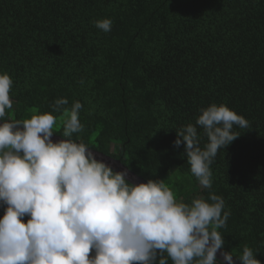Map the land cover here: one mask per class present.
Here are the masks:
<instances>
[{
  "label": "trees",
  "instance_id": "1",
  "mask_svg": "<svg viewBox=\"0 0 264 264\" xmlns=\"http://www.w3.org/2000/svg\"><path fill=\"white\" fill-rule=\"evenodd\" d=\"M106 18L109 32L93 23ZM3 73L13 81L4 119L50 112L62 137L51 105L80 101L84 130L71 139L145 182L163 179L178 201L222 197V249L238 260L247 246L264 264V0H0ZM211 104L249 127H233L205 189L173 141Z\"/></svg>",
  "mask_w": 264,
  "mask_h": 264
},
{
  "label": "clouds",
  "instance_id": "2",
  "mask_svg": "<svg viewBox=\"0 0 264 264\" xmlns=\"http://www.w3.org/2000/svg\"><path fill=\"white\" fill-rule=\"evenodd\" d=\"M111 30V19L93 22ZM84 83L83 79L80 81ZM12 78L0 74V264H217L230 212L216 194L178 201L163 179L129 182L89 146L71 139L84 130L80 101L51 105L59 113L63 138L53 142L57 116L32 114L4 119L12 109ZM195 125L176 130L173 145L183 144L191 174L212 187L210 165L221 148L248 128V121L224 104L200 110ZM197 126L207 143L200 147ZM28 217L25 222L24 217ZM234 264L231 252H221ZM240 264H261L245 246Z\"/></svg>",
  "mask_w": 264,
  "mask_h": 264
},
{
  "label": "water",
  "instance_id": "3",
  "mask_svg": "<svg viewBox=\"0 0 264 264\" xmlns=\"http://www.w3.org/2000/svg\"><path fill=\"white\" fill-rule=\"evenodd\" d=\"M2 123V122H0ZM51 139L53 140V142H57L59 141L60 139H62V137H59V136H56V135H53L51 137ZM90 151L94 154L95 158L97 160H100V161H103L105 162L108 166H110L113 171H126L127 172V177L126 179L131 182V183H140V182H145L143 181L142 179H140L139 177H137L136 175H134L133 173H131L124 165H122L119 161H116L100 152H97L95 150H91ZM221 252H225L223 249L219 250L217 252V255H216V258L218 260H220L221 262H223L224 264H227V261H224L223 259V256L221 255ZM233 261H234V264H240V262L238 260H236L234 257H233Z\"/></svg>",
  "mask_w": 264,
  "mask_h": 264
}]
</instances>
